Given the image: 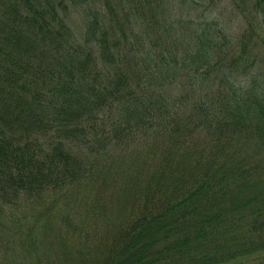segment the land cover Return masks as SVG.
<instances>
[{
  "label": "trees",
  "instance_id": "obj_1",
  "mask_svg": "<svg viewBox=\"0 0 264 264\" xmlns=\"http://www.w3.org/2000/svg\"><path fill=\"white\" fill-rule=\"evenodd\" d=\"M3 224L21 264L264 255V0H0Z\"/></svg>",
  "mask_w": 264,
  "mask_h": 264
},
{
  "label": "rangeland",
  "instance_id": "obj_2",
  "mask_svg": "<svg viewBox=\"0 0 264 264\" xmlns=\"http://www.w3.org/2000/svg\"><path fill=\"white\" fill-rule=\"evenodd\" d=\"M217 1V0H216ZM228 17V14L226 15ZM72 17L77 20L78 14L72 13ZM118 178L125 179L124 192L116 197H108V201L103 202V208L107 219L100 221L96 225L90 227V231L87 233V238L81 244L84 248L96 251L97 248L103 246L106 243V235L109 233L115 223V218L109 213L114 215L125 216V204L129 198H133L134 191L128 183L135 182V160L129 159L126 162V173L119 175ZM123 208V210H122ZM96 215L94 216V218ZM101 217V216H100ZM5 222L4 219L1 220ZM26 224L23 223V228ZM0 264H21L18 255H39L42 252V248L38 243L27 242L24 238V234L21 229L11 230L7 224L0 226ZM254 260V261H253ZM244 264H264V255L257 256L256 259H252Z\"/></svg>",
  "mask_w": 264,
  "mask_h": 264
}]
</instances>
